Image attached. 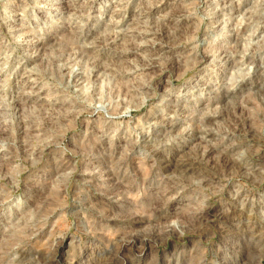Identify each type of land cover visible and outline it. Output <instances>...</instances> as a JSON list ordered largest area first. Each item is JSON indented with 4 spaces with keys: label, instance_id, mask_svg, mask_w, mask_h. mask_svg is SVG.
Returning <instances> with one entry per match:
<instances>
[{
    "label": "rangeland",
    "instance_id": "374dc122",
    "mask_svg": "<svg viewBox=\"0 0 264 264\" xmlns=\"http://www.w3.org/2000/svg\"><path fill=\"white\" fill-rule=\"evenodd\" d=\"M262 233L264 0H0V264H264Z\"/></svg>",
    "mask_w": 264,
    "mask_h": 264
},
{
    "label": "bare ground",
    "instance_id": "6f19581e",
    "mask_svg": "<svg viewBox=\"0 0 264 264\" xmlns=\"http://www.w3.org/2000/svg\"><path fill=\"white\" fill-rule=\"evenodd\" d=\"M241 114H243V113H241ZM242 120H243V122L244 123H246V118H245V120H244V117L242 118ZM247 121H248V119H247ZM238 126V125H237ZM241 128H242V126H241ZM239 129V128H238ZM241 130V129H240ZM244 130V129H243ZM248 131V130H247ZM249 132V131H248ZM211 153V151H208L206 154L208 155V154H210ZM205 154V156H207ZM250 156V155H249ZM248 157V156H247ZM206 158V157H205ZM246 158V157H245ZM203 159V158H202ZM204 161V160H203ZM243 161V160H242ZM236 163L237 164H239V166L240 167H243V164H242V162L241 163H239V162H235L234 164H233V166L232 165H230V166H232L233 168H235V166H236ZM194 164V163H193ZM246 164H248V163H246ZM247 166V165H246ZM232 167H230V168H232ZM261 237V239L259 240V242L260 243H262L263 241H264V234L262 233V235L260 236ZM128 243V242H127ZM125 245H126V243H125ZM261 247V246H260ZM124 248L125 247H123V245L121 246V247H119L118 249H116V250H112V252H109V256H107V258H106V260H101V262H99L98 264H115V262L120 258V256L123 254V251H124ZM126 250V249H125ZM261 250H264V248H262ZM260 250V251H261ZM109 251V250H108ZM107 253V252H106ZM107 255V254H106Z\"/></svg>",
    "mask_w": 264,
    "mask_h": 264
}]
</instances>
